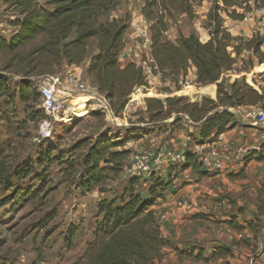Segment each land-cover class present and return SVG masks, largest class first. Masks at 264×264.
<instances>
[{"label": "rangeland", "instance_id": "1", "mask_svg": "<svg viewBox=\"0 0 264 264\" xmlns=\"http://www.w3.org/2000/svg\"><path fill=\"white\" fill-rule=\"evenodd\" d=\"M113 1L109 18L127 27L119 63L122 67L128 63L141 67L146 83L145 88L134 90L124 109L117 115V107L106 113L92 108L99 105L102 97L97 92L93 77H88L85 73L89 59L97 53L95 42L89 43L85 61L70 71L69 67L61 65L49 73L50 69L45 66L44 58L36 59L35 66H31V69L26 66V62H21L24 57L36 58L30 54L35 46L40 45L39 39L15 57L0 55V77L5 78L11 90L28 74L37 90L51 84L56 99L55 110L45 114L38 107L42 100L26 108L17 94L9 97H2L0 94V158L12 174L20 175L17 178L9 175L10 187L0 186V264H75L80 261L86 247L94 242L96 225L101 220L97 214V205L101 201L115 199V204H119V198L129 186L130 179L135 177L138 179L135 190L146 198L150 176H132V159L135 156L144 151H149L151 155L164 150L180 153L182 150H174L172 145L182 139L187 142L184 149H193L198 145V126L190 122L187 116L177 113L180 106L173 107L167 116L150 120L146 113L145 99L148 98L145 94L149 92L153 99L163 101L167 97L177 98L190 91L192 97L188 99L193 103L204 99L215 100L216 86L196 85L193 70H189L185 78L178 77L175 80L161 77L158 71L151 68L149 23L142 15V9L146 1L153 3V15L163 17L167 24L166 40L173 42L179 36L194 34L201 42H206L209 39L207 15L217 0ZM231 2L235 6L228 10L243 14V19L234 21L222 12L220 17L223 27L230 35L238 36L233 32L236 28L243 27L241 23L258 21L254 16L250 19H245V16L253 10L264 8V0ZM219 6L222 7V4L219 3ZM13 16L11 10L0 2V20L4 24L0 35L5 39L14 33L9 25ZM254 33H257L255 29L251 34ZM249 58L248 54H242L232 71L221 73L218 82L226 91H229L234 80L241 81L242 77L250 82L254 80L256 85L264 89V76H259L264 70L256 71L255 59L251 58L252 67ZM38 60L41 62L39 66L36 64ZM46 67L47 71H44ZM78 85H83V90L78 89ZM134 93L137 96L132 100ZM33 111H41L36 120L31 119L30 113ZM184 121L188 122L187 127ZM100 137L111 138L118 145L113 151H127L129 156L123 162L120 174L108 173V179L99 188L84 191L79 184L87 147L78 148V144L83 141L92 143ZM156 138L158 140L153 142ZM170 140L176 141L170 143ZM247 163L243 164L241 170L229 167L222 171L225 181L214 178L218 173L194 181L193 184L198 186L191 192L199 191L204 200L209 199L208 205L213 206L208 208L209 212L200 213L195 219L219 227L224 223L223 219L229 217L232 208H236L231 206L232 200L239 199L242 194L248 199L252 198L250 195L264 184V164ZM100 167H105V164H100ZM175 168L176 163H171L160 174H153L165 182L169 181L165 195L161 198L166 197L164 203L173 195L169 191L184 178L175 179V175L178 176L174 173ZM24 169L31 171L25 178L21 176ZM241 171L244 179L231 180L227 177L229 173L238 174ZM228 182L234 184V191H226ZM179 196L180 199L186 197L184 194ZM160 203L161 201H156L152 209L156 221L162 226L160 217L173 207L170 201L166 203V208L158 210L156 208ZM199 221L191 220L188 226L196 228Z\"/></svg>", "mask_w": 264, "mask_h": 264}, {"label": "trees", "instance_id": "2", "mask_svg": "<svg viewBox=\"0 0 264 264\" xmlns=\"http://www.w3.org/2000/svg\"><path fill=\"white\" fill-rule=\"evenodd\" d=\"M258 1V0H256ZM14 14L9 25L15 32L7 39L0 35V55L15 57L35 40H41L30 56L21 62L34 67L36 59L44 58L45 66L53 72L61 65L66 67L81 65L87 56L89 43L95 42L97 53L88 62L86 75L93 77L97 92L108 101L116 115L123 110L129 96L136 88H145L146 83L141 67L128 63L122 67L119 55L123 50V37L126 25L110 19L113 0H0ZM222 4V7L219 6ZM235 6L231 0H217L207 15L208 35L206 42H201L194 34L179 36L173 42L166 40L167 24L163 17L152 13L153 3L146 1L142 15L149 23L150 62L151 68L158 71L161 77L177 80L185 78L189 70L195 71V84H214L215 100L204 99L191 103L182 96L167 97L163 101L153 99L149 92L145 99L146 113L150 120L167 116L175 106H180L178 114L188 117L189 121L198 125L197 143L211 144L219 135L231 130L234 126V115L231 110L244 107L264 105V89L256 85L254 80H234L229 91H226L218 79L222 72L232 71L233 66L242 54H248L256 61V71L264 70V54L261 51L263 38L254 33L251 38L232 36L223 27L220 13H225L231 20L241 21L243 14H237L228 8ZM264 6V2H262ZM187 12V9L185 10ZM102 20V21H100ZM73 36V38H71ZM38 66L41 62L38 60ZM253 67V66H252ZM47 71V67L44 68ZM264 76V72L259 73ZM264 82V81H263ZM139 90V89H138ZM142 92V91H141ZM0 94L2 97L19 96V100L27 108L30 104L40 101L41 95L35 88L28 74L11 90L4 77H0ZM137 96L134 93L132 100ZM131 100V102H132ZM130 102V103H131ZM40 112V111H39ZM38 111L30 113L36 120ZM29 116V115H28ZM87 147L82 161V178L80 188L90 191L99 188L107 179L108 173L118 175L123 170V162L129 152L113 151L118 145L111 138L100 137L95 142L83 141L78 148ZM185 162L176 169H190L199 176L207 173L201 170L193 153L186 151ZM263 157L257 158L262 161ZM105 167H100V164ZM21 175L25 178L31 171L24 169ZM242 171L238 174L229 173L231 180L244 179ZM11 170L0 158V186L10 187L8 182ZM26 174V175H25ZM177 174V173H176ZM11 176L17 178L16 173ZM176 178V175H175ZM146 198L135 190L138 179L132 178L129 186L119 198V204L112 201H101L97 205V214L101 217L97 223L94 242L88 245L80 261L75 264H153L163 256L164 250L174 251L178 261L189 260L195 263L213 264L218 260L233 258L232 250L244 244L235 242L230 248L215 247L205 256L204 249L191 247L179 250L161 235L160 226L156 221L152 207L164 196L169 185L162 178L151 175L147 181ZM254 220L240 225L236 217H229L225 224L236 233L248 232L256 239L262 232L264 217V185L256 189ZM246 244V243H245Z\"/></svg>", "mask_w": 264, "mask_h": 264}, {"label": "crops", "instance_id": "3", "mask_svg": "<svg viewBox=\"0 0 264 264\" xmlns=\"http://www.w3.org/2000/svg\"><path fill=\"white\" fill-rule=\"evenodd\" d=\"M3 25L4 24L0 20V29L1 27H3ZM241 25H243V27H241L240 29L236 28L235 32H233L234 35H238L241 37H251L252 30L255 29L256 32L259 33V35L264 40L263 24L259 23V21L256 22L252 20L251 23L247 21L246 24L241 23ZM12 30H14L13 32H15L14 28ZM261 51L264 54V42L261 47ZM72 68H74V66L69 67L68 70L70 71ZM192 72L195 73L194 70ZM246 109L247 107L231 110L234 115L233 128L222 134V141L220 143H215L214 145H212L217 149L223 146L227 150H229L227 154L228 159L225 161L231 164V168H238V170H241L243 168V164H245L246 162H248L247 165H250L252 163L259 165L264 164V149L260 154H252L249 160H246L244 163L239 162V159L237 158H233L234 151L237 148L241 146H255L259 144V142H262L264 138L262 127L255 125L246 118ZM184 124L186 125L185 127H187L188 122L184 121ZM189 129H192V127H189ZM196 130H199L198 127L196 128ZM156 140L158 139H154L153 142H155ZM140 141L144 142L143 140ZM175 141L176 140H170L169 142L171 143ZM185 146H187V142L185 139H182L176 144L173 143L172 149L177 151L182 150L181 152L184 153L186 151L192 152L194 149H184ZM149 149L151 148H148V150ZM141 153L148 154L150 152L144 151ZM259 157H263V160L257 161V158ZM174 173L178 174V176H176L175 178L176 180L180 179L178 177L184 178H182V181L178 183V185H176L175 187H173V189H171V191H169L170 193L173 192V195H170L172 197H170L167 202L164 203L163 201L166 197L157 200L161 201L158 208H156L158 210H160L161 208H166V203H169L170 201H172L171 206L173 207L170 208V210L166 212L165 215H162L160 217L163 222L162 226L159 225L162 237L169 240L170 243L179 250H188L191 247L204 249L205 256H208L215 247L230 248L233 243L242 241L244 244H240L232 250V259L218 260L213 264H264V230L259 236H257L256 239H254L252 234L246 231L242 233H236L235 231L230 230L225 224V221L229 217H236L237 222L240 225H244L246 222L254 220L255 202L257 197L256 191L252 195H250L252 197L250 199L242 194L239 196V199L232 200L233 203L231 206L234 205L236 206V208H232V212H230L229 217L224 218V223L220 224L218 227L215 225H209L202 220L199 221L198 219H195L197 215H199L200 213L209 212L213 207L212 205H208L209 199L204 200L205 198L200 196L199 191H196L194 193L191 192L193 191L192 189H194V187L198 186V184H193L194 181H200L204 179L205 176H199V174H196V172L190 169L181 170L178 168L174 170ZM210 174L212 173H207L206 176L209 177ZM214 178H221L225 181L224 174L222 173H218L214 176ZM262 185L264 184H261L260 186ZM260 186H258V188ZM234 187V184L232 185L228 182L225 186V189L228 192H232L234 191ZM183 194L186 197L184 199H180L181 197L179 195ZM174 199H176V201H173ZM224 200L227 201V198H225ZM194 205L198 208H195ZM209 207L210 209L208 210ZM189 218H191V220L195 222L199 221L198 225L195 226L196 228L188 226V224L191 222ZM262 226L264 228V217L262 219ZM163 253L164 256L159 261H155L153 264H202L201 262L195 263L189 260L178 261L174 251L169 249L164 250Z\"/></svg>", "mask_w": 264, "mask_h": 264}, {"label": "built area", "instance_id": "4", "mask_svg": "<svg viewBox=\"0 0 264 264\" xmlns=\"http://www.w3.org/2000/svg\"><path fill=\"white\" fill-rule=\"evenodd\" d=\"M252 16L256 17L258 21L262 22L264 28V8L251 11L247 16H245V19H250L252 18ZM69 80L71 82L73 81L71 77ZM53 88L54 87L49 84L38 89L39 91L37 90L41 95L40 100H42V104L38 106L43 111H40L41 113L49 114L51 113L50 111L55 110L56 99L54 96ZM78 89L83 90V85H78ZM92 108H94L98 112L103 113L110 112L111 110L108 101H106L103 96L101 97L99 105ZM245 116L255 125L262 127V131L264 132V105L259 104L256 106L247 107ZM221 141L222 135H219L215 142L211 144H198L191 152L194 154L197 163L200 165L201 170H203L204 172L221 173L222 171L227 170L229 169V167H231V164L225 161L228 159L227 154L229 150H227L223 146L219 149L212 146L215 143H220ZM263 149L264 138L262 142H259V144L255 146H241L237 148L234 151L233 158H237L239 159V162L244 163L246 160H249L252 154L262 153ZM184 154V152L174 153L172 150H164L162 151V153H159L157 155H151V153L137 155L132 159V176H143L147 178L153 174H160V172L163 171V168L168 164H183L185 162ZM263 230L264 228L262 229V231Z\"/></svg>", "mask_w": 264, "mask_h": 264}, {"label": "bare ground", "instance_id": "5", "mask_svg": "<svg viewBox=\"0 0 264 264\" xmlns=\"http://www.w3.org/2000/svg\"><path fill=\"white\" fill-rule=\"evenodd\" d=\"M184 95H185L187 98H189V97H192V96H191V92H190V91H189V92H187V93H185Z\"/></svg>", "mask_w": 264, "mask_h": 264}]
</instances>
